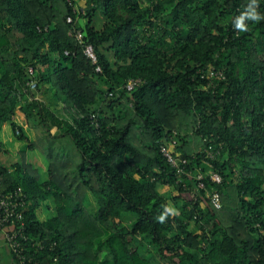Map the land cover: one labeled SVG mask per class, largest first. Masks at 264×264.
<instances>
[{
  "label": "trees",
  "instance_id": "1",
  "mask_svg": "<svg viewBox=\"0 0 264 264\" xmlns=\"http://www.w3.org/2000/svg\"><path fill=\"white\" fill-rule=\"evenodd\" d=\"M80 1L0 0V145L47 165L0 167L33 264H264V0Z\"/></svg>",
  "mask_w": 264,
  "mask_h": 264
},
{
  "label": "built area",
  "instance_id": "2",
  "mask_svg": "<svg viewBox=\"0 0 264 264\" xmlns=\"http://www.w3.org/2000/svg\"><path fill=\"white\" fill-rule=\"evenodd\" d=\"M71 22V19L68 18L67 23ZM74 37L79 43H81V35L79 32H75ZM83 52L92 64L96 63V57L93 48L90 45L85 46ZM64 55L68 56L69 52L65 51ZM96 71L100 72V69L97 68ZM212 75L222 77L221 73L213 72ZM141 84L142 81L140 79L129 80L124 89L132 91ZM33 88L34 84L31 85V89ZM161 151L171 166L177 169L178 173L185 174L182 168H179L168 149L162 148ZM183 164H186V162L183 161ZM196 180L198 182V188H203V176L198 174ZM210 180L215 183H220V178L216 174L211 173ZM2 182L3 175L0 174V232L3 233L5 249L11 256L13 264H33L32 257L26 252L27 242L29 241V238L25 234L26 225L24 221L26 197L22 194L21 190L4 192L2 189ZM211 203L215 209L218 210L221 208L220 196L218 193H214L211 196Z\"/></svg>",
  "mask_w": 264,
  "mask_h": 264
},
{
  "label": "rangeland",
  "instance_id": "3",
  "mask_svg": "<svg viewBox=\"0 0 264 264\" xmlns=\"http://www.w3.org/2000/svg\"><path fill=\"white\" fill-rule=\"evenodd\" d=\"M76 3H77L76 4L77 9H79L80 6L82 5V2L80 0H76ZM18 146L21 149V145H18ZM18 146L16 144H11V143H4L3 144L2 148H3L4 156H3V154L0 155V166L11 167V166L19 164L21 162L24 165H31L32 167L38 169L41 179L46 178L47 177V173H46L47 165H46V162H45L43 156L41 155V153L39 151H27V149H26L25 153H24V159L22 162L21 161L22 158H21L19 152L17 151ZM170 208H171V206H170ZM171 209L173 210V212H175L174 208H171Z\"/></svg>",
  "mask_w": 264,
  "mask_h": 264
},
{
  "label": "crops",
  "instance_id": "4",
  "mask_svg": "<svg viewBox=\"0 0 264 264\" xmlns=\"http://www.w3.org/2000/svg\"><path fill=\"white\" fill-rule=\"evenodd\" d=\"M48 105V104H46ZM2 145H0V155L3 154V144L5 140L1 137ZM4 156V154H3ZM1 167V166H0ZM39 171V170H38ZM40 217L43 221H47L56 216V209L54 205V200L52 198L45 199L40 204ZM0 264H13L11 256L7 253L4 246L3 233L0 232Z\"/></svg>",
  "mask_w": 264,
  "mask_h": 264
}]
</instances>
